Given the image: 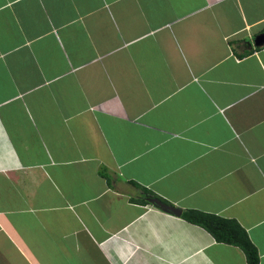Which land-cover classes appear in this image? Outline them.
<instances>
[{
  "label": "crops",
  "instance_id": "crops-1",
  "mask_svg": "<svg viewBox=\"0 0 264 264\" xmlns=\"http://www.w3.org/2000/svg\"><path fill=\"white\" fill-rule=\"evenodd\" d=\"M188 210L264 264V0H0V264H247Z\"/></svg>",
  "mask_w": 264,
  "mask_h": 264
},
{
  "label": "trees",
  "instance_id": "trees-1",
  "mask_svg": "<svg viewBox=\"0 0 264 264\" xmlns=\"http://www.w3.org/2000/svg\"><path fill=\"white\" fill-rule=\"evenodd\" d=\"M144 191L149 193L147 190ZM183 217L190 222L202 225L217 240L241 248L245 254L247 264H259V256L255 246L236 222L194 210L184 211Z\"/></svg>",
  "mask_w": 264,
  "mask_h": 264
},
{
  "label": "water",
  "instance_id": "water-1",
  "mask_svg": "<svg viewBox=\"0 0 264 264\" xmlns=\"http://www.w3.org/2000/svg\"><path fill=\"white\" fill-rule=\"evenodd\" d=\"M151 201H153L157 205L161 206L162 208L168 209L169 211H171V212H173V213H175L177 215L181 214V210L179 208L163 204L158 199H155V198H153Z\"/></svg>",
  "mask_w": 264,
  "mask_h": 264
}]
</instances>
